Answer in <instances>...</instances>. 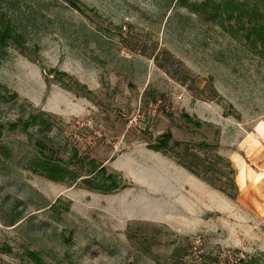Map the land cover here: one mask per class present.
<instances>
[{
    "label": "rangeland",
    "instance_id": "obj_1",
    "mask_svg": "<svg viewBox=\"0 0 264 264\" xmlns=\"http://www.w3.org/2000/svg\"><path fill=\"white\" fill-rule=\"evenodd\" d=\"M224 1L0 0V264H264V50Z\"/></svg>",
    "mask_w": 264,
    "mask_h": 264
},
{
    "label": "trees",
    "instance_id": "obj_2",
    "mask_svg": "<svg viewBox=\"0 0 264 264\" xmlns=\"http://www.w3.org/2000/svg\"><path fill=\"white\" fill-rule=\"evenodd\" d=\"M67 4L68 7L78 11L82 12L81 6L77 2V0H62ZM264 2V0H263ZM218 11L220 14H222L225 18H232L234 13L237 12V15L235 18L237 20H241L243 17L246 18L249 23V30L247 33V36L250 37V41L252 46L257 47L259 46L260 50H264V15L260 12L258 4L251 5L250 8L247 7L245 2L239 3L237 0H225L220 6ZM23 35L18 33L12 22L6 18L5 16L0 17V48H4L7 46L9 42L14 43L17 47L23 48ZM40 123L44 124V121H41ZM49 125V124H46ZM1 128L0 125V136H1ZM163 140H169L171 138L170 134H165L163 137ZM159 141V143L156 144V147H154L155 151L158 152L160 150V144H165L164 141ZM36 145L40 148H43L41 143L39 141L36 142ZM7 148L0 144V154H6ZM30 168L34 173H39V175H43L46 179L52 182H59L63 180L67 174L66 170L55 165L54 162L49 161L47 159H39L34 158L30 162ZM184 167V166H183ZM189 172L194 173L190 171V169H187ZM98 172H102L105 174L104 168H100ZM107 179H110L113 182H116L112 176H107ZM83 181V183L90 189L98 190V191H104L106 192L109 190V186L102 185V184H93L92 181ZM113 182H110V184H114ZM107 184V183H106ZM116 184V183H115ZM116 186H114L112 189H115ZM111 189V188H110ZM225 192V191H224ZM227 195V194H226ZM29 256L39 262V259L36 257L35 254L30 253Z\"/></svg>",
    "mask_w": 264,
    "mask_h": 264
}]
</instances>
